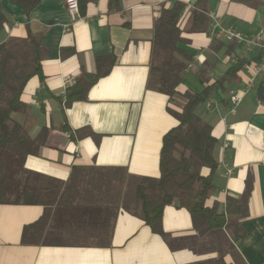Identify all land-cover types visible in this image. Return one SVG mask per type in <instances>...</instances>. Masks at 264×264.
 Returning <instances> with one entry per match:
<instances>
[{
	"label": "crops",
	"instance_id": "obj_1",
	"mask_svg": "<svg viewBox=\"0 0 264 264\" xmlns=\"http://www.w3.org/2000/svg\"><path fill=\"white\" fill-rule=\"evenodd\" d=\"M236 1L208 0L204 14L210 24L214 17L221 26L259 35L264 43L259 3ZM175 2L189 8L188 14L194 9L195 0H124L118 9H110L108 0H80L79 17L72 22L63 0H40L28 14L1 1L6 23L0 31V44L11 37L25 38L30 31L46 51L41 78H31L22 94L31 118L29 137L46 129L37 155L25 159V170L60 182L68 180L75 166L124 168L131 175L159 177L162 137L176 125L169 110L179 111L184 92L202 90L197 72L205 69L212 81L220 80L238 60L259 54L244 53L233 42L212 36L209 24L206 33L183 34L188 44L179 48L190 60L185 63L178 95L169 101L166 95L149 90L153 24L161 9ZM108 56L113 64L107 75L88 89L84 100L66 105L67 90L83 75L95 74L97 60ZM260 76L233 113L228 97L246 87L244 67L237 82L216 86L209 97L211 104L204 103L197 114L216 139L218 168L212 175L209 203L217 201L223 208L227 197L241 198L249 190L247 217L242 221L244 237L233 240L246 264H264V107L255 96ZM23 122L21 115L19 124ZM64 126L68 131L62 130ZM79 130H88L91 136L78 138ZM224 164L232 168L231 175H225ZM98 217L75 206L56 210L36 204H0V264H196L200 260L189 250L168 244V240L193 234L183 209H164L165 237L154 235L140 220L120 211L107 245L67 240L68 228L97 233ZM40 220L43 223L38 225Z\"/></svg>",
	"mask_w": 264,
	"mask_h": 264
},
{
	"label": "trees",
	"instance_id": "obj_2",
	"mask_svg": "<svg viewBox=\"0 0 264 264\" xmlns=\"http://www.w3.org/2000/svg\"><path fill=\"white\" fill-rule=\"evenodd\" d=\"M1 1L0 31L6 23ZM6 1L24 14L40 2ZM123 1L108 0V7L118 9ZM260 1L264 9V0ZM207 5L208 0H195L191 13L183 14L184 5L175 2L162 8L153 24L147 88L166 95L169 101L178 95L185 63L190 60L179 48L188 44L183 34L207 32L210 24L204 14ZM229 48L232 50L234 45ZM45 56L39 38L30 31L25 38L11 37L0 44V204H36L46 209L54 206L56 210L75 206L89 210L90 214H99L98 219L95 218L97 233L66 229L70 232L67 235L70 243L95 246L108 244L114 219L120 211L140 220L154 235L165 237L163 212L166 207L174 206L188 213L193 234L168 240L170 247L189 250L200 258L196 264H246L233 240L244 237L242 221L247 217L249 190L241 198L227 197L223 208L217 201L209 203L213 194L212 175L218 168L214 159L216 139L211 127L196 114V109L206 103L216 86L237 82L243 67L255 64L260 54L250 60H238L220 80L212 81L205 69L197 72L202 90L184 92L180 96L184 103L179 111L169 110L176 125L162 137L158 178L131 175L124 168L75 166L66 182L23 167L27 157L37 155L45 139L44 128L35 138L29 137V106L22 101L28 81L35 76L41 78ZM112 64L111 56L98 59L97 72L83 75L67 90L66 105L84 100L88 89L107 75ZM255 96L264 107V70L256 84ZM12 114L24 116V122H14ZM62 130L68 131L66 126ZM76 135L78 138L91 136L88 130H79ZM42 223L38 221V225ZM47 238L50 236L45 237V241ZM54 243L57 242L54 240Z\"/></svg>",
	"mask_w": 264,
	"mask_h": 264
},
{
	"label": "built area",
	"instance_id": "obj_3",
	"mask_svg": "<svg viewBox=\"0 0 264 264\" xmlns=\"http://www.w3.org/2000/svg\"><path fill=\"white\" fill-rule=\"evenodd\" d=\"M173 0H167L168 3ZM63 5L66 13L70 16L71 21L74 22L79 17V0H63ZM189 12V8H184L183 14ZM210 30L212 36L226 39L236 44L244 53L253 54L257 51L260 54L259 61L255 64L245 65V73L247 75V83L244 89L231 92L228 97V104L230 112L233 113L235 109L240 105L242 98L246 94L247 90L251 88L256 79L261 75L264 70V43L259 35H245L238 31L234 26L227 25L221 26L216 18H212L210 24ZM198 61V59L196 60ZM193 64H189L188 68H191ZM207 105L211 102L209 99L206 101ZM225 175L229 176L232 174V168L227 164L223 165Z\"/></svg>",
	"mask_w": 264,
	"mask_h": 264
},
{
	"label": "rangeland",
	"instance_id": "obj_4",
	"mask_svg": "<svg viewBox=\"0 0 264 264\" xmlns=\"http://www.w3.org/2000/svg\"><path fill=\"white\" fill-rule=\"evenodd\" d=\"M236 2L244 3V2H242L241 0H237ZM254 2H255V3H254L255 6H257V4L259 3L260 9H261L262 14H263V19H264V9H263V7H262L261 1H260V0H255ZM236 25H237V24H236ZM191 76H193V75L191 74ZM193 78H194V76H193ZM205 104H206V103H205ZM203 105H204V104H201V105L198 106V108L196 109V114L199 115L200 111H202V109H203ZM20 116H21L20 114H12V115H11V118H12V120H13L14 122H18V123H19V121H20Z\"/></svg>",
	"mask_w": 264,
	"mask_h": 264
}]
</instances>
